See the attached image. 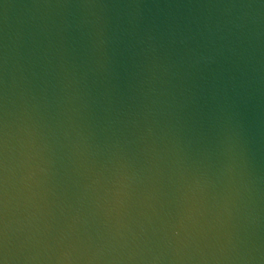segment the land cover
Instances as JSON below:
<instances>
[{
    "label": "water",
    "instance_id": "95a60500",
    "mask_svg": "<svg viewBox=\"0 0 264 264\" xmlns=\"http://www.w3.org/2000/svg\"><path fill=\"white\" fill-rule=\"evenodd\" d=\"M0 264H264V0H0Z\"/></svg>",
    "mask_w": 264,
    "mask_h": 264
}]
</instances>
